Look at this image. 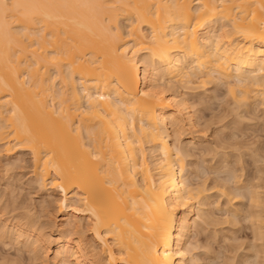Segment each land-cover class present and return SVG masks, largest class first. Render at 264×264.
I'll list each match as a JSON object with an SVG mask.
<instances>
[{
	"label": "bare ground",
	"instance_id": "obj_1",
	"mask_svg": "<svg viewBox=\"0 0 264 264\" xmlns=\"http://www.w3.org/2000/svg\"><path fill=\"white\" fill-rule=\"evenodd\" d=\"M195 80L264 106V0H0V148L28 153L39 188L62 195L61 226L85 218L100 250L33 219L12 220L15 243L57 264H197L205 189L171 142L196 119L169 85Z\"/></svg>",
	"mask_w": 264,
	"mask_h": 264
},
{
	"label": "rangeland",
	"instance_id": "obj_2",
	"mask_svg": "<svg viewBox=\"0 0 264 264\" xmlns=\"http://www.w3.org/2000/svg\"><path fill=\"white\" fill-rule=\"evenodd\" d=\"M123 24L126 35L127 23ZM211 82L206 85L196 80L190 85L184 82L183 85L180 82L169 84L173 86L172 93L180 92L188 99L196 119L193 126L182 120L178 128L171 130V142L184 148L186 183L205 189L203 208L200 207L207 214L204 216L206 222H198L197 229L190 233V258L197 264H264V230L262 241L255 232L258 224L251 215L260 210L253 196H249L256 190L264 200V106L254 93L247 102L249 105H245L239 101V96L234 99L230 95L226 82ZM191 137H196L195 143H189ZM4 151L0 153V264L55 262L52 253L46 257L44 248H38L41 252L35 256L22 244H16L12 238L15 234L10 232L12 220L25 223L33 219L36 228L41 227L52 236L61 228L67 229L66 235L76 239L82 236L79 239L87 249L99 253L100 245L93 240L85 218H72L81 225L77 228L79 231L70 226L68 232V225L61 226L59 202L62 195L50 187L39 188L28 153L9 155ZM262 209L260 214L264 217ZM3 225L9 231L6 227L3 229Z\"/></svg>",
	"mask_w": 264,
	"mask_h": 264
}]
</instances>
